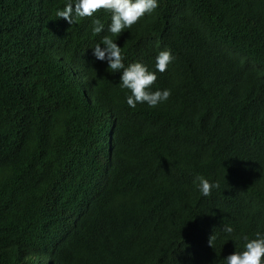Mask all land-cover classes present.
Masks as SVG:
<instances>
[{
    "label": "trees",
    "instance_id": "trees-1",
    "mask_svg": "<svg viewBox=\"0 0 264 264\" xmlns=\"http://www.w3.org/2000/svg\"><path fill=\"white\" fill-rule=\"evenodd\" d=\"M65 2L0 0V264H226L264 231V0H159L118 37L103 8L99 34L56 18ZM105 35L152 71L172 50L166 101L126 103Z\"/></svg>",
    "mask_w": 264,
    "mask_h": 264
},
{
    "label": "clouds",
    "instance_id": "clouds-1",
    "mask_svg": "<svg viewBox=\"0 0 264 264\" xmlns=\"http://www.w3.org/2000/svg\"><path fill=\"white\" fill-rule=\"evenodd\" d=\"M159 0H66L63 7L56 9V18L65 19L70 25L83 17H93L92 32L99 34L105 30V24L99 17L93 14L98 9H105L111 13L107 32L118 37L123 30L130 29L138 19L145 14L153 12L158 7ZM105 35L101 41L92 47V54L96 60L106 62L111 73H119L120 87L128 89L126 103L135 108L137 103H146L149 107H155L166 101L171 90L168 88L155 90L152 84L157 79V71L164 72L168 64L174 60L170 48H163L157 52L155 57V71L149 70L148 65L141 60L125 64V56L122 47ZM103 45V46H102ZM197 187L203 196H209L213 189L219 188V181L209 180L203 175H197ZM223 232L231 234L234 228L230 224L223 226ZM214 237L209 238V243ZM244 241L241 250H235L228 254L226 264H264V231H256L254 236H242Z\"/></svg>",
    "mask_w": 264,
    "mask_h": 264
},
{
    "label": "bare ground",
    "instance_id": "bare-ground-1",
    "mask_svg": "<svg viewBox=\"0 0 264 264\" xmlns=\"http://www.w3.org/2000/svg\"><path fill=\"white\" fill-rule=\"evenodd\" d=\"M88 93H89V92H88ZM89 97H90V98L92 97V99H93V96H89ZM88 99H89V98H88ZM92 101L94 102V100H92ZM128 112H129V111H128ZM119 113H120V112H119ZM120 115H121V114H120ZM127 115H128V113H127ZM116 120H117V119H116ZM133 120H134V119H133ZM48 129H49V128H48ZM112 135H113V134H112ZM165 140H166V139H165ZM112 143H113V142H112ZM116 144H117V143H116ZM122 149H123V148H122ZM175 149H176V148H175ZM177 149H178V148H177ZM178 150H179V149H178ZM179 151H180V150H179ZM123 153H125V151H124ZM166 154H167V153H166ZM100 155H101V154H100ZM125 155H127V153H126ZM173 156H175V155H173ZM187 156H188V155H187ZM187 156H186V157H187ZM113 157H114V156H113ZM113 157H112V158H113ZM116 157H117V156H116ZM129 157H130V156H129ZM186 157H185V158H186ZM188 157H189V156H188ZM188 157H187V158H188ZM189 158H190V157H189ZM114 159H115V158H114ZM183 159H184V158H183ZM133 160H134V159H133ZM185 160H186V159H185ZM105 161H106V160H105ZM119 161H120V160H119ZM120 162H121V161H120ZM153 162H155V161H153ZM155 163H156V162H155ZM157 163H159V162H157ZM176 164H177V163H176ZM195 164H196V163H195ZM198 164H199V163H198ZM200 165H201V163H200ZM89 166H90V165H89ZM110 166H111V165H110ZM113 166H114V165H113ZM176 166H177V165H176ZM82 167H83V166H82ZM141 167H142V166H141ZM194 167H195V166H194ZM196 167H198V166H196ZM199 168L201 169V166H200ZM199 168H198V169H199ZM104 169H105V168H104ZM108 169H109V168H108ZM137 169H138V168H137ZM91 170H92V169H91ZM121 170H122V169H121ZM161 170H162V169H161ZM179 170H180V169H179ZM139 171H140V168H139ZM177 171H178V170H177ZM92 172H93V171H92ZM96 172H97V171H96ZM117 172H118V170H117ZM142 172H143V171H142ZM164 172H165V171H164ZM199 172H200V171H199ZM119 173H120V172H119ZM123 173H125V172H123ZM129 173H130V172H129ZM136 173H137V172H136ZM112 174H113V173H112ZM133 174H134V173H133ZM183 174H184V173H183ZM87 175H88V174H87ZM126 175H127V174H126ZM131 175H132V174H131ZM136 175H137V174H136ZM152 175H153V174H152ZM176 175H178V174H176ZM181 175H182V174H181ZM93 176H94V175H93ZM117 176H118V175H117ZM120 176H121V174H120ZM123 176H124V175H123ZM208 176H209V175H208ZM84 177H85V175H84ZM115 177H116V175H115ZM124 177H125V176H124ZM124 177H123V178H124ZM150 177H151V175H150ZM168 178H169V177H168ZM181 178H182V177H181ZM95 179H96V178H95ZM109 179H111V178H109ZM118 179H119V178H118ZM128 179H129V177H128ZM131 179H132V178H131ZM135 179H136V178H134V181H135ZM176 179H177V178H176ZM111 180H112V179H111ZM114 180H115V179H114ZM132 180H133V179H132ZM132 180H131V181H132ZM148 180H149V178H148ZM176 181H177V180H176ZM189 181H190V180H189ZM89 182H90V181H89ZM109 182H111V181H109ZM112 182H114V181H112ZM136 182H137V181H136ZM184 182H185V181H184ZM91 183H92V182H91ZM126 183H127V182H126ZM138 183H139V182H138ZM161 183H162V182H161ZM161 183H160V184H161ZM108 184L111 185L110 183H108ZM115 184H116V183H115ZM134 184H135V183H134ZM92 185H93V184H92ZM98 185H99V184H98ZM109 185H107V187H109V189H110V186H109ZM136 185H138V184H136ZM78 186H79V184H78ZM129 186H130V185H129ZM132 186H134V185H132ZM132 186H131V187H132ZM154 186H155V185H154ZM154 186H153V187H154ZM184 186H185V185H184ZM73 187H74V186H73ZM65 188H66V187H65ZM67 188H68V187H67ZM102 188H103V187H102ZM132 188H133V187H132ZM157 188H158V187H157ZM160 188H163V187H160ZM180 188H181V187H180ZM222 188H223V187H222ZM226 188H227V187H226ZM80 189H81V188H80ZM163 189H164V188H163ZM181 189H182V188H181ZM181 189H180V190H181ZM186 189H187V188H186ZM186 189L184 188V190H186ZM64 190H65V189H64ZM73 190H74V188H73ZM103 190H104V189H103ZM153 190H155V189H153ZM153 190H152V191H153ZM167 190H168V189H167ZM182 190H183V189H182ZM187 190H188V189H187ZM67 191H69V190H67ZM75 191H76V190H75ZM99 191H100V190H99ZM114 191H115V189H114ZM140 191H141V190H140ZM142 191H143V190H142ZM156 191L160 192L159 190H156ZM169 191H170V190H169ZM169 191H168V192H169ZM171 191H172V190H171ZM176 191H178V190H176ZM80 192H81V190H80ZM162 192H163V190H162ZM164 192H166V191L164 190ZM174 192H175V191H174ZM174 192H171V193H173V194H172L173 196H174V194L177 193V192H176V193H174ZM184 192H185V191H184ZM68 193H69V192H68ZM156 193H157V192H155L154 194H156ZM185 193H186V192H185ZM187 193H188V191H187ZM114 194H115V193H114ZM158 194H159V193H158ZM178 194H179V192L176 194V196H177ZM189 194H190V193H189ZM191 194H193V193H191ZM60 195H61V194H60ZM79 195H80V194H79ZM179 195H180V194H179ZM179 195H178V197H180ZM155 196H156V195H155ZM170 196H171V195H170ZM182 196H183V195H182ZM75 197H76V196H75ZM87 197H88V196H87ZM161 197L163 198V195H162ZM178 197H177V198H178ZM194 197H196V196H194ZM89 198H90V197H89ZM89 198H87V199L89 200ZM158 198H160V197H158ZM179 199H180V198H178L177 200H179ZM182 199H183V198H182ZM160 200H161V199H160ZM172 200L174 201V199H172ZM196 200H197V199H196ZM84 201H85V200H84ZM156 201H157V199H156ZM85 203H86V202H85ZM91 203H92V202H91ZM188 203H189V202H188ZM164 204H165V203H164ZM103 205L105 206V204H103ZM160 205H162V204H160ZM186 205H187V203H186ZM104 206H103V207H104ZM107 206H108V205H107ZM107 206H106V207H107ZM168 206H169V205H168ZM180 206H181V205H180ZM180 206H178V207H180ZM124 207H125V206H124ZM87 208H89V207H87ZM69 209H70V208H69ZM78 209H79V208H78ZM102 209H103V208H102ZM104 209H105V208H104ZM87 213H88V212H87ZM80 214H81V213H80ZM93 214H94V213H93ZM103 214H104V213H103ZM81 215H83V214H81ZM81 215H80V216H81ZM87 216H89V215H87ZM93 216H94V215H93ZM95 216H96V215H95ZM95 216H94V218H95ZM82 217H83V216H82ZM99 217H100V216H99ZM99 217H98V219H99ZM85 218H86V216H85ZM89 218H91V216H90ZM104 218H105V217H104ZM154 218H155V217H154ZM95 219H96V218H95ZM98 219H97V220H98ZM80 220H81V219H80ZM153 220H154V219H153ZM149 221H150V220H149ZM93 222H94V221H93ZM96 223H98V222H96ZM154 224H155V223H154ZM90 225L93 226L91 223H90ZM162 225H163V224H162ZM162 225H161V226H162ZM168 226H170V225L168 224ZM171 226H173V225H171ZM174 226H175V225H174ZM82 227H83V226H82ZM166 227H167V226H166ZM94 228H95V227H94ZM174 228H176V227H174ZM82 229H83V228H82ZM129 229H130V228H129ZM178 229H179V228H178ZM91 230H92V229H91ZM93 230H94V229H93ZM95 230H96V228H95ZM95 230H94V231H95ZM134 230H135V229H134ZM97 231H98V229H97ZM124 231L126 232L127 230H124ZM124 231H123V232H124ZM177 231L179 232L180 229L177 230ZM131 232H132V231H131ZM140 232H141V231H140ZM175 232H176V230H175ZM91 233H92V232H91ZM129 233H130V232H129ZM176 233H177V232H176ZM134 234H135V233H134ZM174 234H175V233H174ZM136 235H137V234H136ZM136 235H135V236H136ZM168 235L170 236L169 233H168ZM169 236H168V237H169ZM171 236H172L173 238L175 237L174 235H171ZM172 237H171V238H172ZM218 237H219V236H218ZM79 238H81V237H79ZM169 239H170V238H169ZM180 239H181V238H180ZM180 239H179V240H180ZM174 240H175V239H174ZM122 241H123V239H122ZM125 241H126V240H125ZM172 241H173V239H171V242H172ZM181 241H182V240H181ZM181 241H180V242H181ZM236 241H237V240H236ZM236 241L234 240V242H236ZM171 242L168 241L169 244H170ZM177 242H178V241H177ZM180 242H179V243H180ZM152 243H153V242H152ZM158 243H160V242H158ZM158 243H155V244H157V248H158V245H159ZM168 243H167V244H168ZM174 243L176 244V242H174ZM174 243H173V245H174ZM118 244H119V243H118ZM125 244H126V243H125ZM125 244H124V245H125ZM127 244H128V242H127ZM131 244H132V242H131ZM146 244H147V243H146ZM235 244L237 245V243H235ZM238 244H239V245H242V244H240V242H238ZM102 245H103V244H102ZM132 245H133V244H132ZM135 245H136V244H135ZM170 245H171V244H170ZM173 245H172V246H173ZM177 245H178V244H177ZM146 246H147V245L144 246V249H145ZM149 246H150L149 250H151L152 246H151L150 244H149ZM172 246H171V247H172ZM175 246H176V245H175ZM112 247H113V246H112ZM154 247H156V246H154ZM168 247H170V246H168ZM163 248H165V247H163ZM202 248H203V247H202ZM133 249H135V247H134ZM133 249H131V250H133ZM142 249H143V248H142ZM155 249H156V248H155ZM155 249H153V250H155ZM158 249H159V248H158ZM158 249H157V250H158ZM167 249H168V248H167ZM173 249H174V248H173ZM71 250H72V249H71ZM73 250H74V249H73ZM121 250H122V249H121ZM145 250H146V249H145ZM169 250H171V249L169 248ZM169 250H168V251H169ZM204 250H206L205 247H204ZM123 251H124V249H123ZM125 251H127V250H125ZM125 251H124V252H125ZM128 251L130 252V249H129ZM147 251H148V250H147ZM151 251H152V250H151ZM171 251H172V250H171ZM27 252H28V251H27ZM120 252H121V251H120ZM124 252H123V253H124ZM149 252H150V251H149ZM107 253H108V252H107ZM115 253H116V252H115ZM115 253H114V254H115ZM123 253H120V254H123ZM169 253H170V252H169ZM111 254H112V253H111ZM148 254H149V253H148ZM157 254H158V253H157ZM56 255H57V254H56ZM108 255H110V254L108 253ZM161 255H162V254H161ZM204 255H205V254H204ZM105 256H106V255H105ZM105 256H104V257H105ZM110 256H111V255H110ZM164 256H165V255H164ZM201 256H203V255H201ZM67 257H68V256H67ZM67 257H66V258H67ZM70 257H71V256H70ZM114 257H115V255H114ZM141 257H142V256H141ZM146 257H147V256H146ZM148 257H149V256H148ZM148 257H147V258H148ZM165 257H166V256H165ZM191 257H192V255H191ZM205 257H206V256H204V257H202V258L205 259ZM55 258H56V257H55ZM111 258H113V255H112ZM194 258H195V257H194ZM70 259H71V258H70ZM74 259H75V258H74ZM142 259H143V258H142ZM150 259H151V257H150ZM152 259H153V258H152ZM165 259H166V258H165ZM189 259H191V258H189ZM192 259H193V257H192ZM192 259H191V260H192ZM84 260H85V259H84ZM109 260H110V259H109ZM126 260H127V259H126ZM154 260H155V259H154ZM120 261L123 262L124 260H120ZM128 261H129V260H127V262H128ZM139 261H140V260H139ZM146 261H148V259H147ZM155 261H156V260H155ZM155 261H153V262H155ZM207 261H208V260H207ZM207 261H205V262H207ZM142 262H143V261H142ZM142 262H140V263H142ZM149 262H150V261H149ZM210 262H211V261H210ZM210 262H207V263H210ZM72 263H73V262H72ZM123 263H124V264H127V263H125V262H123ZM130 263H131V262H130ZM130 263H129V264H130ZM137 263H139V262L137 261ZM137 263H136V264H137ZM147 263H148V262H147ZM150 263H152V261H151ZM155 263H157V262H155ZM132 264H133V263H132ZM210 264H211V263H210Z\"/></svg>",
    "mask_w": 264,
    "mask_h": 264
},
{
    "label": "rangeland",
    "instance_id": "rangeland-1",
    "mask_svg": "<svg viewBox=\"0 0 264 264\" xmlns=\"http://www.w3.org/2000/svg\"><path fill=\"white\" fill-rule=\"evenodd\" d=\"M242 248H243V246H242Z\"/></svg>",
    "mask_w": 264,
    "mask_h": 264
}]
</instances>
